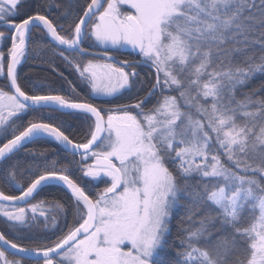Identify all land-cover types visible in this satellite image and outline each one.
<instances>
[{
  "label": "snow or ice",
  "instance_id": "obj_1",
  "mask_svg": "<svg viewBox=\"0 0 264 264\" xmlns=\"http://www.w3.org/2000/svg\"><path fill=\"white\" fill-rule=\"evenodd\" d=\"M0 24V175L20 189L0 190L13 233L0 231V264H264V0H0ZM45 49L92 95L131 99L95 104L51 61L72 95L23 84ZM43 111L80 114L85 138L51 117L22 123ZM42 135L72 159L24 168ZM74 168L106 186L90 193ZM52 183L68 204L40 198Z\"/></svg>",
  "mask_w": 264,
  "mask_h": 264
},
{
  "label": "trees",
  "instance_id": "obj_2",
  "mask_svg": "<svg viewBox=\"0 0 264 264\" xmlns=\"http://www.w3.org/2000/svg\"><path fill=\"white\" fill-rule=\"evenodd\" d=\"M37 0H30V3L35 4ZM69 0H64V3L67 4ZM73 3L77 5V10L79 6L83 5L85 0H72ZM52 18L57 22H64L63 18L58 15V10H53ZM67 27V25H65ZM0 30H4V26L0 25ZM34 38H39L42 36V33L36 31L33 33ZM49 39V38H47ZM50 40V39H49ZM46 42V41H42ZM10 45V44H9ZM129 56L128 53L118 54V59H127ZM51 61L59 72H63L64 76L67 77L68 81H71L74 86L77 87V90L81 93L82 97L88 98L91 102L103 105L107 107L106 101L108 100H115L117 102H128L131 99L130 94H121L119 97H115L112 99H102V98H93L91 96L90 89L85 87L78 77V74L71 68L67 67L65 62L59 58L58 56L54 55L51 49H45L41 51L39 54L33 53L31 59L23 63L19 69L18 73L21 78V82L25 85H35L36 90L42 93H46L55 89L56 91L62 92L66 95H72L70 92L68 84L56 73H54L49 67L48 62ZM145 79L151 78V70L147 66H143L137 70ZM3 78H0V87L4 86ZM141 92L143 89L140 90ZM79 98V97H78ZM80 114H73L69 115H60L59 113H54L50 111H43L37 112L33 114H25V118L22 123H26L29 119H45L48 120L51 117V121L54 124H62L63 130L66 134H68L74 140L82 141L88 130V122L79 118ZM43 152L44 156H40L39 153ZM37 159L38 161H51L57 160L62 162H67L71 160L72 157L68 154V152L59 144L52 140L43 139L35 141L34 143H30L26 146L25 150L21 152L20 159L22 166L27 168L28 164L33 161V159ZM79 160V156L76 157ZM74 178H76L82 186L86 187L90 193L95 194L100 189L106 186V184L101 181L94 183L90 181L86 177H82L81 172L78 168L73 169ZM21 184H27L29 176L27 172L24 173L22 177L19 178ZM0 190L5 192H11L18 194L20 189L19 186L15 182L6 181L3 175H0ZM40 198L43 199H59L62 202L68 204L70 202V197L67 195L66 192L55 188V187H46L43 192H41ZM65 221L61 220V226L64 224ZM72 218L69 217L68 223L71 224ZM0 231H4L8 233L9 237H13V233H11L5 223L3 217H0ZM33 238L42 239L46 238L48 235H51L50 232L45 231H34L30 234ZM176 233H175V222H174V230L172 233V239L175 240Z\"/></svg>",
  "mask_w": 264,
  "mask_h": 264
},
{
  "label": "water",
  "instance_id": "obj_3",
  "mask_svg": "<svg viewBox=\"0 0 264 264\" xmlns=\"http://www.w3.org/2000/svg\"><path fill=\"white\" fill-rule=\"evenodd\" d=\"M54 43V42H53ZM43 139H48V140H52V141H54V142H56L53 138H51V137H49V136H47V135H42V136H40V137H38L37 138V140L36 141H38V140H43ZM56 143H58V142H56ZM30 144V143H29ZM28 144V145H29ZM59 144V143H58ZM60 145V144H59ZM60 146H62L63 148H64V146L63 145H60ZM65 149V148H64ZM68 153H69V151H70V149H65ZM48 186H58V187H60V188H62L63 190H65L67 193H68V191L66 190V188H64L62 185H60V184H56V183H52V184H49V185H47L46 187H48ZM69 194V193H68Z\"/></svg>",
  "mask_w": 264,
  "mask_h": 264
},
{
  "label": "flooded vegetation",
  "instance_id": "obj_4",
  "mask_svg": "<svg viewBox=\"0 0 264 264\" xmlns=\"http://www.w3.org/2000/svg\"><path fill=\"white\" fill-rule=\"evenodd\" d=\"M3 47H6V46H10L9 44H6V45H2ZM117 59H118V57H117ZM128 60H135V59H137V57H136V55H135V53H129V56H128V58H127ZM143 66H146V65H137V69L136 70H138L139 68H141V67H143ZM48 187H55V188H58V189H60V190H62V191H64V192H66L65 190H63L62 188H60V187H58V186H48ZM67 193V192H66ZM67 195L70 197V194H68L67 193ZM67 223H68V221H67Z\"/></svg>",
  "mask_w": 264,
  "mask_h": 264
},
{
  "label": "rangeland",
  "instance_id": "obj_5",
  "mask_svg": "<svg viewBox=\"0 0 264 264\" xmlns=\"http://www.w3.org/2000/svg\"><path fill=\"white\" fill-rule=\"evenodd\" d=\"M0 25H2V24H0ZM50 39V38H49ZM0 47H3L2 45H0ZM123 53H132L130 50H125ZM78 74V73H77ZM79 77V76H78ZM81 82V81H80ZM83 84V83H82ZM85 85V84H84ZM85 87H88L87 85H85ZM91 96L93 97V98H102V99H112V98H115V97H112V98H109V97H97V96H94V95H92L91 94ZM58 144V143H57ZM90 181H92L90 178H88ZM107 178L106 177H104V178H101V180L100 181H92V182H94V183H97V182H101V181H104V180H106Z\"/></svg>",
  "mask_w": 264,
  "mask_h": 264
}]
</instances>
